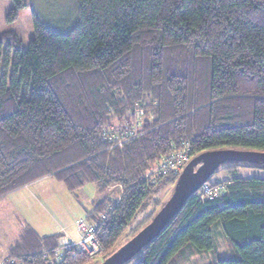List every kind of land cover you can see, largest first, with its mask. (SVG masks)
<instances>
[{
    "label": "trees",
    "instance_id": "trees-1",
    "mask_svg": "<svg viewBox=\"0 0 264 264\" xmlns=\"http://www.w3.org/2000/svg\"><path fill=\"white\" fill-rule=\"evenodd\" d=\"M9 1L12 23L28 0ZM78 1L67 33L34 13L26 50L14 32L0 34V199L43 178L70 192L93 185L103 199L84 220L96 227L104 261L173 193L179 176L151 180L162 158L264 153V0ZM112 128L132 133L109 141L103 133ZM205 185L221 189H199L125 264H180L203 254L215 264H264V178ZM218 236L227 258L217 256ZM58 238L39 240L25 228L3 264H45ZM91 259L67 252L60 264Z\"/></svg>",
    "mask_w": 264,
    "mask_h": 264
},
{
    "label": "rangeland",
    "instance_id": "rangeland-1",
    "mask_svg": "<svg viewBox=\"0 0 264 264\" xmlns=\"http://www.w3.org/2000/svg\"><path fill=\"white\" fill-rule=\"evenodd\" d=\"M11 7V1L0 0V34L8 31L14 32L20 39L23 50L28 48L29 41L34 36L32 14L35 13L43 24L59 33L70 31L79 19L78 0H28V7L18 13V17L14 22L7 23L6 16ZM225 165H229V163ZM252 166L238 167L234 175H229L227 171L220 169L209 178V181H223L231 177L264 178V164H254ZM171 190L172 187L170 186L160 192L163 201L167 199ZM109 192L112 193L110 196H117L120 189ZM102 199L103 196H99L95 187L91 184L85 185L79 191L70 192L64 184L52 178L37 181L29 187L0 199V246L8 247L12 245L18 232L25 225L31 226L42 235L52 233L57 230L56 218L63 212L67 213L70 218L73 216L76 220L85 217L86 212L90 210L91 204H93L91 201L94 200L95 203V201ZM74 229L75 232L76 228ZM130 239L127 240L122 237L118 242V246H123ZM215 242L217 256L220 258L229 257L230 253L226 240L218 236L215 238ZM101 253L97 252L90 256L92 257L91 264H99L103 261V255L98 256ZM180 264L215 263L212 255L203 254L201 256L192 255Z\"/></svg>",
    "mask_w": 264,
    "mask_h": 264
},
{
    "label": "water",
    "instance_id": "water-1",
    "mask_svg": "<svg viewBox=\"0 0 264 264\" xmlns=\"http://www.w3.org/2000/svg\"><path fill=\"white\" fill-rule=\"evenodd\" d=\"M264 164V153L243 150H214L192 158L179 175L173 193L149 224L101 264H125L153 241L217 169L226 163Z\"/></svg>",
    "mask_w": 264,
    "mask_h": 264
},
{
    "label": "built area",
    "instance_id": "built-area-1",
    "mask_svg": "<svg viewBox=\"0 0 264 264\" xmlns=\"http://www.w3.org/2000/svg\"><path fill=\"white\" fill-rule=\"evenodd\" d=\"M111 130V129H110ZM128 128H112L111 131H104V136L109 140H121L124 136L131 135L132 131ZM190 161L186 153L172 154L168 157L162 158L154 167L151 174V180L156 181L159 177L166 175L168 172L179 176L186 164ZM155 170V173H154ZM220 187L209 189L208 186L203 185L200 190L203 195H215L220 191ZM78 240L73 242L66 239L62 244H59L53 256L46 261L45 264H60L67 252H78L86 256H91L97 252H101L102 248L96 238V227L88 223L86 220H78L75 224Z\"/></svg>",
    "mask_w": 264,
    "mask_h": 264
},
{
    "label": "crops",
    "instance_id": "crops-1",
    "mask_svg": "<svg viewBox=\"0 0 264 264\" xmlns=\"http://www.w3.org/2000/svg\"><path fill=\"white\" fill-rule=\"evenodd\" d=\"M44 179V178H43ZM42 180V179H41ZM40 181V180H39ZM37 182V181H36ZM35 183V182H34ZM33 184V183H32ZM31 185V184H30ZM26 187H29L26 186ZM24 187V188H26ZM23 188V189H24ZM95 200V199H94ZM94 200L91 201V203L93 202V204H95L97 201H95L94 203ZM93 204H91V208L89 211L86 212V215L85 217H80L78 219L75 220V218L72 216L71 218L68 216L67 213H64L61 214V218L60 216H58V218H56V226H57V230L53 231L52 233H49V234H45V235H42L41 233H38L35 229H33L31 226L29 225H25L22 227V229L20 230V232H18V235H17V238L14 240V242H16L19 237L22 235L23 233V230L25 228H30L31 230H33V232L36 234L37 238L39 240H42L43 238H46V237H50V236H53V235H57L59 238L58 240L56 241V244L59 245V244H62L66 239H69L71 241H77L76 239L78 238V235L77 233L74 232V226H75V223L78 221V220H82V219H86V216H87V213L91 211V209L93 208ZM63 215V217H62ZM77 216H80V215H77ZM14 242L12 243V245L14 244ZM11 244V243H10ZM8 246V247H2L0 246V264L2 262L5 261V259L7 258L8 256V252H9V249L10 247L12 246Z\"/></svg>",
    "mask_w": 264,
    "mask_h": 264
}]
</instances>
